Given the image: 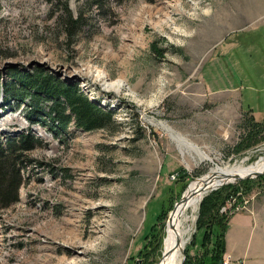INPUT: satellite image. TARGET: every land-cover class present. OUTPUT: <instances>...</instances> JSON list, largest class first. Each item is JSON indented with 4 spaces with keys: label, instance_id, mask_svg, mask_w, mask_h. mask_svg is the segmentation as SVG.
Wrapping results in <instances>:
<instances>
[{
    "label": "rangeland",
    "instance_id": "rangeland-1",
    "mask_svg": "<svg viewBox=\"0 0 264 264\" xmlns=\"http://www.w3.org/2000/svg\"><path fill=\"white\" fill-rule=\"evenodd\" d=\"M64 2L72 17L83 13L74 34L59 24ZM87 2L0 0V80L11 67L41 66L115 118L107 130L54 132L30 125L23 104L11 109L0 95L1 138L30 128L42 141L28 153L19 200L0 211V264H162L171 210L187 185L264 157V127L252 145L241 127L243 110L264 118V0ZM243 180L218 207L226 226L220 264H264V178ZM202 199L183 251L193 264L222 238L203 231L206 218L197 228ZM235 215L244 240L231 248Z\"/></svg>",
    "mask_w": 264,
    "mask_h": 264
},
{
    "label": "trees",
    "instance_id": "trees-1",
    "mask_svg": "<svg viewBox=\"0 0 264 264\" xmlns=\"http://www.w3.org/2000/svg\"><path fill=\"white\" fill-rule=\"evenodd\" d=\"M100 1L88 0L87 6L94 3L99 5ZM59 24L69 34H74L83 24V13L80 12L76 18L72 17L64 2V12L59 18ZM152 50L158 54L162 53V50L157 49L155 45H152ZM8 72L9 79L0 80V95L2 94L5 103H8L11 109L19 108L23 104L24 117L30 125H47L54 132H58L65 131L69 125L82 131L107 130L115 123L114 111L89 98L76 82L63 79L37 65L31 69L11 67ZM10 100H13L15 104H10ZM250 111H244L241 127L252 145L256 141L254 135L257 131L259 129L263 131L264 119L256 121L252 115H248ZM41 144L42 141L33 135L30 128L18 134L8 135L5 139H2L0 135V211L9 208L19 200V190L24 183V172L27 165L31 163L28 153ZM184 174L185 170L177 171L180 180H185ZM248 181L242 180L238 183L245 184ZM233 188L237 187L232 183L219 187L204 196L200 203L197 228L202 227L203 218H206L209 223L206 224L207 229L203 231L207 230L209 234L219 232L222 238H218L211 244L214 249L211 257L201 259L198 264H219L221 261L226 226L223 225L224 215L219 214L218 207L232 193ZM161 206L156 222L151 226L149 234L145 236L148 242L144 245L146 250L147 246L151 245L150 237L155 235V224L166 213L163 203ZM144 254L147 255V253ZM128 262L130 264L131 261ZM138 263L139 261H136L133 264ZM183 264L193 263L186 260Z\"/></svg>",
    "mask_w": 264,
    "mask_h": 264
},
{
    "label": "bare ground",
    "instance_id": "bare-ground-1",
    "mask_svg": "<svg viewBox=\"0 0 264 264\" xmlns=\"http://www.w3.org/2000/svg\"><path fill=\"white\" fill-rule=\"evenodd\" d=\"M97 78L103 80V84L106 85L107 75L103 71H97ZM124 83L123 80H120L115 82V86L119 88ZM106 86H114V84H107ZM207 158L206 156L202 157V159ZM261 170H264V157H261L254 164L248 166H245L243 163H235L233 165H227L224 168L217 167L215 171H210L209 174H206L198 181L191 183L189 188L191 186L193 187L190 191L187 188L183 200L170 215L171 218L168 222L169 240L166 245L162 264H181L183 251L193 231L192 223L195 219V211L198 208L202 195L209 188L226 180H234V177H245Z\"/></svg>",
    "mask_w": 264,
    "mask_h": 264
},
{
    "label": "crops",
    "instance_id": "crops-1",
    "mask_svg": "<svg viewBox=\"0 0 264 264\" xmlns=\"http://www.w3.org/2000/svg\"><path fill=\"white\" fill-rule=\"evenodd\" d=\"M247 110H251V109H247ZM247 110H243V111H247ZM250 114L255 119L252 110L250 111ZM262 120H256V121H262ZM236 216L237 215L233 216L230 219L229 227L227 228V233H226V244L231 248H234V246H236L237 243H241L244 240L243 236H244L245 228L242 226V220L237 219L238 217Z\"/></svg>",
    "mask_w": 264,
    "mask_h": 264
},
{
    "label": "water",
    "instance_id": "water-1",
    "mask_svg": "<svg viewBox=\"0 0 264 264\" xmlns=\"http://www.w3.org/2000/svg\"><path fill=\"white\" fill-rule=\"evenodd\" d=\"M13 66H15V64H13ZM57 74H58V73H57ZM58 76H59V74H58ZM92 100H94V99H92ZM20 132H21V129H18V130L15 132V134H18V133H20ZM188 144L191 145V143H188ZM261 175H264V170H261V171L255 172V173H253V174H249V175H247V176H245V177L235 178L234 180H226L225 182H222V183H220V184H218V185H215V186H212L211 188H209V190L206 191V192L202 195L201 198H203V197H204L205 195H207L209 192L218 189L219 187H221V186L224 185V184L233 183V182H235V181H237V180L249 179V178H253V177H257V176H261ZM197 178H198V177H197ZM188 185H189V184H188ZM188 185H187V187L185 188V190H184L183 194L181 195L180 199L175 203V205H174L173 209L171 210V212L175 209L176 205H177L179 202H181V201L183 200V198H184V194H185V191H186L187 188H188ZM183 262H184V254H183V256H182L181 264H183ZM219 264H220V263H219Z\"/></svg>",
    "mask_w": 264,
    "mask_h": 264
},
{
    "label": "built area",
    "instance_id": "built-area-1",
    "mask_svg": "<svg viewBox=\"0 0 264 264\" xmlns=\"http://www.w3.org/2000/svg\"><path fill=\"white\" fill-rule=\"evenodd\" d=\"M172 179H176V174H172L171 176H170ZM227 258H224L223 260V263L224 264H227L228 263V261L226 260Z\"/></svg>",
    "mask_w": 264,
    "mask_h": 264
}]
</instances>
